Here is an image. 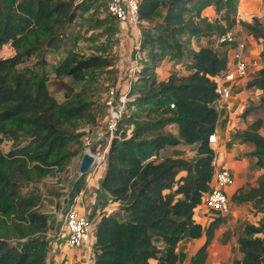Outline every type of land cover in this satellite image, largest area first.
Segmentation results:
<instances>
[{
	"label": "trees",
	"instance_id": "1",
	"mask_svg": "<svg viewBox=\"0 0 264 264\" xmlns=\"http://www.w3.org/2000/svg\"><path fill=\"white\" fill-rule=\"evenodd\" d=\"M235 1L138 0V50L145 52L138 59L136 91L133 85L130 88L133 101L125 107L147 109L150 105L159 110L156 116L148 111L143 116L124 112L117 121L99 189L119 202L125 215L120 218L111 212L97 221L93 264H181L186 255L179 242L202 235L205 238L188 264H205L208 245L224 215L206 208L205 223L194 215L213 175L215 151L209 135L215 132L220 102L215 76L228 68V48L203 44L195 48L184 39L185 34L198 32L193 17L202 8L214 3L217 9L229 11ZM81 5L83 1L75 0H0V48L10 42L15 50L0 57V144L11 141L5 151L0 146V264H49L51 240L45 235L49 220L38 209L40 194L24 193L21 188L63 169L81 152L82 136L97 125L91 100L70 97L72 88L59 80L67 96L59 102L48 89L45 73L18 67L38 47L58 48V35ZM105 11L106 33L115 34L119 20L107 11V5ZM234 22L232 17L230 24ZM242 24L254 38L264 40V25L256 17ZM168 52L186 71L174 70L167 79L157 80L154 69ZM44 55L43 50L42 63ZM109 64V57L100 53L71 51L55 65V75L82 80L88 71ZM246 84L264 88V65ZM250 110L245 107L242 115ZM124 125L130 127L129 133ZM232 138L252 143L250 154L264 169V128L258 118ZM180 143L196 145L193 157H184L178 150L175 155L160 156L166 145ZM86 177L79 175L72 183L63 211L82 190ZM231 200L254 202L257 207L264 204V170L255 184L238 187ZM236 241L242 255L231 264H264L263 221L245 223Z\"/></svg>",
	"mask_w": 264,
	"mask_h": 264
},
{
	"label": "rangeland",
	"instance_id": "2",
	"mask_svg": "<svg viewBox=\"0 0 264 264\" xmlns=\"http://www.w3.org/2000/svg\"><path fill=\"white\" fill-rule=\"evenodd\" d=\"M82 1L83 5L76 9L75 18L69 23V25H67L65 31L58 35L59 47H38L28 59L20 62L18 67L23 70L45 73L48 77V89L59 102L67 99V96H65L66 89L59 83V80L65 82L72 88L70 97L78 96L82 99L92 101L91 110L97 120L96 124L102 122L103 127H106L109 117V108L105 102L108 90L110 87H114L116 92H118L117 88L123 81L129 83L130 79L128 74L131 73L129 61L130 58H133L134 56L132 53L137 50V55L143 56L145 51H142V53L138 50L139 42L136 46H132V44L128 42L123 43V36L118 32L115 34L106 33L108 24L105 22L104 17L106 15L105 8L107 0H75V3ZM243 1L236 0L229 11H225L224 7L217 9L213 3L212 5L215 9V13L211 14V16L194 15L193 19L199 26V30L198 32L193 33V38L196 41L201 38L203 43H194V45H191L196 48H199L202 44L215 47L216 44L213 42L214 32L223 27L234 29L239 39L243 38L246 40L247 48L245 56L247 62H249V68L246 76L240 78L235 83V85H238L237 90L243 91V99L241 101L244 107L242 106L241 110L240 108L236 109L235 119L241 127H244L254 119L258 118L264 128V88L261 89L254 86H247L246 84L254 75L255 71L264 65V40L261 38H254L242 24L243 21H252L253 18L256 17L261 24L264 25V0ZM189 15H193V13H190ZM232 17L235 18V22L230 24V19ZM191 35L185 34L186 38L184 40L186 42L190 41ZM129 36L132 35L130 34ZM11 50L12 53L15 52L14 47L13 49L11 48ZM43 50L45 53V63L41 62ZM71 51H77L83 55L100 53L109 57L110 64L103 69H94L91 70V72L88 71L87 76L82 80H75L67 75L57 77L55 75V65ZM170 54L171 53L168 52L166 58H170ZM0 57H6V54L1 53L0 51ZM182 70L185 71L186 67L182 68ZM173 71L174 70L171 72ZM137 83L136 73L134 80L131 82V86L133 85V91H136L135 87ZM133 95L134 94L131 93V96L127 101L132 102L133 100L131 99H133ZM117 98L118 95L116 101ZM169 106L172 107L171 105ZM245 107H250L251 110L249 114L243 116L242 112ZM158 110L159 109L152 110L150 105L147 109H137L136 105L128 108V111L131 113L142 116L147 111L153 116H156L158 115ZM124 127L125 125L123 128ZM128 128L124 129L127 131ZM237 131H239V128ZM10 145V140H5L0 144L4 151L7 150ZM76 145V143L72 144L73 147ZM177 146V150L180 151V154L183 153L184 157H193L195 147H191L188 144H178ZM172 147L173 145H169L166 150L167 152L164 150L161 154L166 155L167 153H171L173 151ZM250 152V150H243V154L248 157L249 161L248 169L245 171L247 174V180L244 184H250L251 182L256 181L259 175L256 174V170L254 169L259 167L255 164L256 158L254 159L255 156L251 155ZM174 153H176L175 149ZM104 165L105 163L103 166ZM78 167L79 161L77 157L73 156L63 169H56L52 173H47L38 180L27 182V184L21 188L24 193L35 192L40 194L38 209L46 213L48 217L49 228L45 235L49 240H60L58 236L61 231V215L64 205L63 199L70 192L72 183L80 175ZM96 185L97 184L94 185L91 183L88 188L84 185L81 197V204H83L85 212L91 218L92 222L96 223L100 217L111 212L120 218H123L125 211L121 208L119 202L116 201V204L115 201L104 194L99 187L96 188ZM241 206L245 207L241 208ZM241 206L240 203L236 206L232 204L231 212L222 217V220L226 221L227 226L230 227V230H225V232L222 231L221 235L222 240H224L222 242L227 240L225 248V251H227L225 254H227V256L226 258L223 257V260H220L222 264H229V261H232L234 258L241 257L242 254L238 249L236 239L242 231L243 225L249 221H255L256 223L262 221V219L256 218L254 212V209L256 210L258 208V204H254L253 202L248 205L246 202ZM238 208L241 209L239 212L240 214L236 212L238 211ZM7 228L10 229L8 226ZM158 243L162 244L161 242ZM184 247V243L179 245L180 249H183ZM193 247L194 244L191 242L188 247V252H190ZM216 250L217 248H215V251Z\"/></svg>",
	"mask_w": 264,
	"mask_h": 264
},
{
	"label": "built area",
	"instance_id": "3",
	"mask_svg": "<svg viewBox=\"0 0 264 264\" xmlns=\"http://www.w3.org/2000/svg\"><path fill=\"white\" fill-rule=\"evenodd\" d=\"M107 11L118 18L120 22L127 24L130 28L139 29L140 19L138 16V0H107ZM213 42L216 46L225 45L228 48V68L215 76L218 85L219 100L227 101L232 96V88L235 83L242 77H245L249 68L245 51L247 43L245 39H239L234 29L225 27L218 31L213 36ZM11 45L10 42H7ZM140 56H135V65L132 67L129 74L128 88H131V82L136 76L138 69L137 62ZM182 68H185L183 65ZM118 91V90H117ZM118 95L117 101L116 97ZM128 100V94L116 92L114 87H110L107 92L106 105L109 108V117L107 125L104 127L103 134L109 136L106 144L100 146L94 139L92 129L86 131L82 136V150L83 155L87 152L93 156V161L90 165L89 172L98 171L106 162V154L111 137L115 135L117 130V121L124 112L128 111L125 107ZM173 105V103H171ZM133 107V104L130 106ZM118 110V118H114L112 109ZM130 128L126 131L129 133ZM215 132L209 135V142L216 143ZM100 143V142H99ZM213 175L210 180L209 189L204 191L201 196V201L197 207H204L220 211L223 215L231 212L232 200L231 195L227 191V187L233 183V175L230 169L224 165H218L216 158H213ZM196 207V208H197ZM257 219H262L264 222V204L254 209ZM97 223V222H96ZM96 223H93L91 218L85 211L78 210L74 204L67 207L65 211L62 210L61 215V231L59 238L53 240L56 243H64L68 248H79L82 246L93 247L96 240ZM53 250H50V252ZM50 252L47 254V260ZM55 264H66L64 260L58 261Z\"/></svg>",
	"mask_w": 264,
	"mask_h": 264
},
{
	"label": "crops",
	"instance_id": "4",
	"mask_svg": "<svg viewBox=\"0 0 264 264\" xmlns=\"http://www.w3.org/2000/svg\"><path fill=\"white\" fill-rule=\"evenodd\" d=\"M242 1L243 0H241V2ZM245 1L248 2V0H245ZM214 13H215V9L213 8L212 4H209L200 10L201 16L202 15L211 16V14H214ZM118 33H120V35L123 36V39H122L123 43L124 42L131 43L132 46H136V44L140 40L139 39L140 29L130 28L127 24L120 22V21H118ZM130 34L132 36H129ZM193 37L194 35H191L190 37V41H189L190 46H192L191 44L194 45V43L196 44L203 43L201 38H199V40L197 39L196 41L194 40ZM11 48L13 49V46L6 43L2 45V47L0 48L1 49L0 51L1 53L6 54V56H10L11 54H13ZM146 58L147 57H145V59ZM129 63H130L129 66L131 67V69L130 68L129 69L131 71L132 67L135 65V54L133 58H130ZM183 65L184 64L182 62L174 63L172 58L165 57L156 66V68L154 69V73H155L157 80H164V79H167L168 75L171 73L172 70L177 69L179 70L178 72H184L182 70ZM137 66H138V62H137ZM237 86L238 85L233 86L231 98L225 102L220 101L219 105L217 106L218 120H217L216 129H215L217 141L216 143L211 144L215 151V158H216L217 164L228 167L233 175V183L227 187V191L230 195L234 191H236L238 187L245 185L244 182L247 180V177H246L247 174L245 171L248 169L249 161H248V157L245 156V154H243V150L252 151L254 148L253 144L250 142H243L239 138H232L233 134L238 130V128L239 130H241L244 127H246V125L244 127H241L235 119L236 109L240 108L241 110L242 106L244 107L241 101L243 99V96H242L243 91L242 90L238 91ZM117 89H118V92L121 94L127 92L128 98L130 97L131 92H130V89L128 88L127 82L123 81ZM91 129H92V134L94 136V139L97 141H101L98 144L100 146L106 144V142L109 140V136H107V134H103L104 127H103L102 122L97 123V125L91 127ZM229 141H231V145L227 146V142ZM177 145H173L172 147L173 151L171 153H167V154L165 153V154L175 155L174 149L177 150L178 148ZM188 145H190L191 147L196 146L194 144H188ZM168 146L169 145H166L163 149H161L160 151L161 156H164L161 153L164 150L166 151ZM75 157H77L78 161L80 162L82 155L79 153ZM255 158L256 157H254V159ZM102 167L98 171H95L92 173L89 172L87 174L86 183H85L86 188H88L91 183H93L94 185L97 184L96 188L99 187V180L104 173L105 165L104 166L102 165ZM254 169L256 170L255 171L256 174H260L264 170L260 166ZM255 182L256 181L251 182L250 184H255ZM79 193L78 195L75 196L72 204H74L78 210L85 211L83 204H81V197L83 194V190H81ZM65 199L66 197H64L63 199L64 203L67 200ZM245 203L246 202L240 203V206ZM247 203L248 205L252 204L251 202H247ZM232 204L236 206L239 203H235L234 201H232ZM244 207L245 206H241V208H244ZM237 210L238 211L236 210L235 211L238 213L241 211V209L239 208ZM208 216H209L208 213L206 214V208L204 207L195 208L194 217L196 218V220L201 221L202 223H205V221L208 220ZM249 222L256 224L255 221H249ZM225 230H230V227L227 226L226 221L222 220L220 225L215 229L214 236L211 240V243L208 245V255H207L205 264H222L220 260H223V257L226 258L227 254H225V252L227 251H225V248H226L227 240L225 242H222L224 240H222V237H221L222 231L225 232ZM204 238H205L204 235H202L199 238L185 239L179 242L178 247L180 244H183V243L185 244V247L182 250L185 252L186 256L183 259L182 264H188L189 257L195 252L197 247L203 242ZM191 242H193L194 247L190 252H188V247ZM215 248H217L216 251H215ZM50 250H53V251L50 252ZM49 252L50 254L47 260L49 264H55L56 262L61 261V260H64L66 264H93V260H94L93 247H89V246H82L79 248H68L66 245H64V243H56L51 240L50 247L48 249V253ZM229 262H230L229 264H231V261Z\"/></svg>",
	"mask_w": 264,
	"mask_h": 264
},
{
	"label": "water",
	"instance_id": "5",
	"mask_svg": "<svg viewBox=\"0 0 264 264\" xmlns=\"http://www.w3.org/2000/svg\"><path fill=\"white\" fill-rule=\"evenodd\" d=\"M112 114L114 118H118V110L116 108L112 109ZM92 161H93V156L87 152H84L81 157V160L79 162V167H78L80 175L82 174L87 175L89 173L90 165Z\"/></svg>",
	"mask_w": 264,
	"mask_h": 264
}]
</instances>
